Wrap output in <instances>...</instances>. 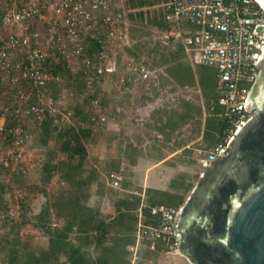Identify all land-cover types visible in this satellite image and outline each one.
<instances>
[{"label":"built area","instance_id":"built-area-1","mask_svg":"<svg viewBox=\"0 0 264 264\" xmlns=\"http://www.w3.org/2000/svg\"><path fill=\"white\" fill-rule=\"evenodd\" d=\"M159 7L165 24L164 30L158 29L163 44H180L193 65L217 69V98L210 109L220 108L218 116L226 128L219 142L199 152L205 170L216 157L229 154L238 132L257 113L248 109L247 99L264 50V5L260 0H161ZM182 19L192 27H185ZM128 21L118 0H0V135L11 146L1 162L5 169L25 159L33 137L29 120L44 125L75 118V110L62 109L47 93L60 74L81 77L92 87L95 78L125 70L119 80L126 89L134 84L146 91L161 90L160 68L135 56L123 60L134 43ZM191 90L176 86L167 97L161 92L137 107L135 120L145 124L154 107ZM92 103L98 106L99 98ZM107 119L99 111L89 122L103 124ZM109 181L121 188L122 176L112 172ZM180 210L143 195L136 211V242L130 247L135 260L143 248L182 254L174 231ZM146 212L153 221H144Z\"/></svg>","mask_w":264,"mask_h":264},{"label":"rangeland","instance_id":"rangeland-1","mask_svg":"<svg viewBox=\"0 0 264 264\" xmlns=\"http://www.w3.org/2000/svg\"><path fill=\"white\" fill-rule=\"evenodd\" d=\"M138 1H118V5L122 4L127 12L134 40L133 52L128 51L123 60L135 56L139 61L145 60L160 68L163 72L159 79L161 90L153 88L146 91L134 84L129 90L126 89L119 80L125 70L109 78H95L92 87L87 86L81 77L60 74L58 80L48 86L47 93L57 98L62 109L77 113L70 123L50 120L48 129L33 120L28 121L33 137L26 148L25 159L15 168L3 167L0 176V181L6 187L4 198L10 204V214L13 216V220L6 223V215L0 210V241L7 234H11V237L19 234L34 248L48 246L49 235L38 224L36 216L48 202H53L69 188V184L62 179L60 169L68 159L67 153L62 150L66 132L72 136L77 129L89 131L84 137L88 150L85 168L86 171L96 170L97 179L90 189L91 197L87 204L104 216L115 215L120 200L126 197L134 200L139 195H145L151 201L155 197L159 202L176 206L183 194L184 204L204 172L199 165V152L210 149L216 143L208 139L207 132L208 127L210 130L211 126L218 127L219 118L210 109L206 90L217 95V69L193 65L187 55L175 46L163 44L159 28L151 18L156 14V3L153 5L150 2L154 0H145L147 17L139 14L141 7H138L135 17L134 13L128 12L135 7H129L128 3L137 5ZM186 20L182 19L183 25L191 28ZM173 68L178 75L194 73L195 79L179 81L172 72ZM176 86H189L192 90L154 107L145 124L135 120L137 107L152 102L161 92L165 97L171 95ZM93 98H99L98 106L92 103ZM99 111L106 113L107 122L90 123L91 116ZM219 136L216 135L217 138ZM10 147L9 142L0 135V167ZM50 172L52 177L46 182ZM112 172L122 176L121 188L110 185ZM133 212L136 213V210ZM52 219V226H63L65 223L54 212ZM70 236L72 242L80 244L77 232H72ZM81 242L94 258L103 252L104 246H112L111 239L105 245L97 244L95 238L92 243ZM130 247L126 254L130 264H192L183 254L169 256L150 248H143L135 260ZM6 259V252L0 246V264H6ZM61 261H65L64 256Z\"/></svg>","mask_w":264,"mask_h":264},{"label":"water","instance_id":"water-1","mask_svg":"<svg viewBox=\"0 0 264 264\" xmlns=\"http://www.w3.org/2000/svg\"><path fill=\"white\" fill-rule=\"evenodd\" d=\"M264 1V0H263ZM247 99L257 113L204 170L174 231L192 264H264V50Z\"/></svg>","mask_w":264,"mask_h":264},{"label":"trees","instance_id":"trees-1","mask_svg":"<svg viewBox=\"0 0 264 264\" xmlns=\"http://www.w3.org/2000/svg\"><path fill=\"white\" fill-rule=\"evenodd\" d=\"M159 1L150 2L153 5L156 3L155 18H153L154 15L151 18L159 29L164 30L165 24L162 19L161 8L159 7L161 2ZM138 2L137 5L128 3L129 7H135V9L130 8L128 12L130 14L134 13L133 16L137 17V11L141 7L139 14L142 17H147L146 8H144L147 2L145 0H139ZM120 6L125 11L123 5L121 4ZM172 46L179 49L178 51L182 54H185L180 44L174 43ZM132 47L128 48L130 53L133 52L134 48ZM174 69H172V72L179 81H193L195 79L194 73L188 75L185 72L178 75ZM206 93L211 108V101L216 99L217 95L207 90ZM213 111L215 112L214 114L218 115L220 108L216 107ZM49 122L50 120L44 124L47 129L49 128ZM216 126L218 127L211 126L212 130L208 127L207 137L217 143L224 135L226 124L219 117ZM88 133L89 131L85 129L74 130L72 136H68V132L65 133L66 140L62 150L67 153L68 159L65 166L60 169L62 179L69 184V188L61 192L53 202H48L36 216L38 224L49 235L48 246L34 248L29 242L24 241L19 234L14 237H11V234H7L4 240L0 241V246L6 252V264H130L126 254L129 252L127 250L128 246L136 242L135 230L137 226V216L133 211L139 209L143 196H135L134 200H120L116 205L115 215L104 216L100 211L91 208L87 204L91 197L90 189L95 179H97L96 170H87L88 174L85 175V172H87L85 162L88 158V150L84 143V137ZM216 135H220L219 139ZM2 169L3 166L1 165L0 176ZM51 177L50 172L46 182ZM5 192V184L0 181V210L6 215V223H9L10 220H13V216L10 214V204L5 201ZM151 202L162 203L155 197L152 198ZM183 202L184 197L181 194L178 204L171 206L180 207ZM167 205L170 204L167 203ZM52 212L55 213L56 217L65 221L63 226H52ZM144 221H153L148 212L145 214ZM72 232H77L81 241L84 240V242L89 243H92L95 238L97 244L105 245V242L111 239L112 246H104L103 252L94 258L84 249L81 241L80 244L72 242L70 239ZM159 254L161 253L159 252ZM62 256L65 257V261H61Z\"/></svg>","mask_w":264,"mask_h":264},{"label":"bare ground","instance_id":"bare-ground-1","mask_svg":"<svg viewBox=\"0 0 264 264\" xmlns=\"http://www.w3.org/2000/svg\"><path fill=\"white\" fill-rule=\"evenodd\" d=\"M261 2H262V4L264 5V1L263 0H260ZM152 184V183H151ZM152 187V186H151ZM155 188V187H154ZM179 254H180V252H179ZM174 255H176V254H174ZM170 256V255H169ZM173 257V256H172ZM171 258V257H170ZM172 259V258H171ZM180 260V259H179Z\"/></svg>","mask_w":264,"mask_h":264},{"label":"crops","instance_id":"crops-1","mask_svg":"<svg viewBox=\"0 0 264 264\" xmlns=\"http://www.w3.org/2000/svg\"><path fill=\"white\" fill-rule=\"evenodd\" d=\"M114 76H116V75H114ZM63 154H64V153H63ZM55 169H56V168H55ZM130 198H132V197L130 196ZM125 199H129V198L126 197ZM175 254H177V253H175Z\"/></svg>","mask_w":264,"mask_h":264}]
</instances>
